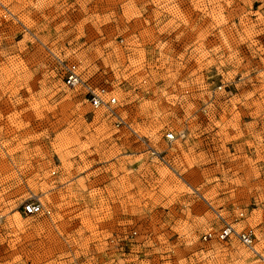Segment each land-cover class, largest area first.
<instances>
[{"label":"rangeland","instance_id":"rangeland-1","mask_svg":"<svg viewBox=\"0 0 264 264\" xmlns=\"http://www.w3.org/2000/svg\"><path fill=\"white\" fill-rule=\"evenodd\" d=\"M225 222L264 258V0H0V264H264Z\"/></svg>","mask_w":264,"mask_h":264},{"label":"built area","instance_id":"built-area-1","mask_svg":"<svg viewBox=\"0 0 264 264\" xmlns=\"http://www.w3.org/2000/svg\"><path fill=\"white\" fill-rule=\"evenodd\" d=\"M60 75L63 83L70 88L82 87L85 90V98L94 108H104L109 115L113 116L116 121V126L121 124L122 119L114 109L117 104L116 97L110 93L104 85L94 86L89 82H85L79 72L78 66L74 62H64L60 67ZM175 136L173 133L166 134V140L173 141ZM22 212L26 215L39 213L49 214L50 210L44 208L40 201L28 200L22 204ZM242 213L236 217V221L241 217ZM212 234L204 235V239L211 237ZM216 237L220 240H226L235 237L243 246H245L254 255H257L264 261V258L256 249L257 235L252 228L236 230L234 226L225 222L223 227L218 231Z\"/></svg>","mask_w":264,"mask_h":264}]
</instances>
